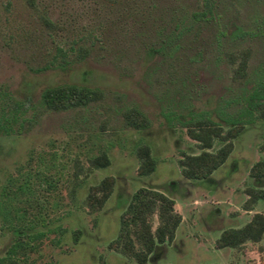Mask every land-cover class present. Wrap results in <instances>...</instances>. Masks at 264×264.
Here are the masks:
<instances>
[{"label":"rangeland","instance_id":"1","mask_svg":"<svg viewBox=\"0 0 264 264\" xmlns=\"http://www.w3.org/2000/svg\"><path fill=\"white\" fill-rule=\"evenodd\" d=\"M64 84L102 95L44 108L42 91ZM263 88L264 0H0V256L22 228L43 236L21 264H137L111 242L130 195L147 187L172 197L182 219L146 264H264V233L216 244L264 214L250 198L264 189ZM132 108L143 129L125 123ZM205 118L228 138L239 132L208 180L188 179L180 160L201 150L187 122ZM143 145L155 161L147 175ZM108 177L112 192L93 208L87 193Z\"/></svg>","mask_w":264,"mask_h":264},{"label":"trees","instance_id":"2","mask_svg":"<svg viewBox=\"0 0 264 264\" xmlns=\"http://www.w3.org/2000/svg\"><path fill=\"white\" fill-rule=\"evenodd\" d=\"M101 95L100 89L85 85H52L42 91L41 101L44 108L60 111L86 106ZM125 123L131 127L143 129L147 126V119L137 109L132 108L125 112ZM238 123L237 120L232 119L226 121L230 128ZM187 124H189L187 125L189 135L198 142L201 151L183 155L180 160L181 173L188 179L208 180L227 159L231 151L229 138L237 135L239 130H236L234 134L228 133V138L221 135V125L211 119L190 120ZM218 137L221 138L222 145L211 151L213 140ZM137 156L140 159L139 172L143 175L151 173L155 168V161L150 148L147 145L140 146L137 149ZM107 163L108 159L105 155L102 159L96 158L93 161L96 167H104ZM112 184L113 179L108 177L90 187L87 193L88 204L93 208H100L111 194ZM250 198L252 201L264 200V189L251 193ZM154 216L157 218V224L153 229ZM181 219V214L176 210L175 200L172 197L156 189L140 187L130 195L128 202L121 210L118 233L111 242V246L133 258L137 264H146L150 254L158 245L170 244L174 240ZM263 233L264 214L254 213L243 226L223 230L216 244L218 247L236 248L246 241H259ZM15 234L5 254L0 256V264H21L17 258L19 253L35 248L30 241L43 236L38 233L26 235L22 228H17ZM74 240H77L76 236Z\"/></svg>","mask_w":264,"mask_h":264}]
</instances>
